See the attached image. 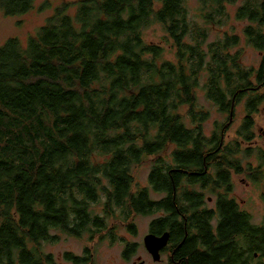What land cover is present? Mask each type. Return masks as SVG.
<instances>
[{
  "label": "trees",
  "instance_id": "trees-1",
  "mask_svg": "<svg viewBox=\"0 0 264 264\" xmlns=\"http://www.w3.org/2000/svg\"><path fill=\"white\" fill-rule=\"evenodd\" d=\"M189 2L79 0L58 7L26 45L11 38L0 46V264H53L44 245L54 232L106 240L108 224L160 212L173 239L188 235L176 263L264 264V226L229 198L235 174L264 185V152L225 145L243 101L237 136L255 139L264 59L258 69L244 66L241 49L232 53L238 35L208 44L210 30L191 19ZM34 3L0 0V9L18 17ZM237 3L199 0L197 12L220 27ZM236 19L250 22L245 41L264 52V0H245ZM157 25L164 42H147ZM168 46L175 61L165 58ZM203 80L208 100L230 114L211 138L209 113L199 108ZM242 151L258 164H245ZM148 159L160 201L150 189L134 190L133 168Z\"/></svg>",
  "mask_w": 264,
  "mask_h": 264
},
{
  "label": "rangeland",
  "instance_id": "rangeland-1",
  "mask_svg": "<svg viewBox=\"0 0 264 264\" xmlns=\"http://www.w3.org/2000/svg\"><path fill=\"white\" fill-rule=\"evenodd\" d=\"M76 1L79 0H35L33 9L27 14L18 17H7L0 9V46L11 38H17L26 45L29 38L36 34L41 27L46 25L47 20L55 14L58 7L73 4V2ZM244 1L245 0H238V3L230 8L232 15L231 20H229L226 25L220 27L208 26L201 19L200 14L197 12L199 0H190L188 6L191 19L196 21L195 24L210 30L208 44L225 39L227 35H238L242 37V43L238 48H235L232 53H238L241 49L240 55L242 64L247 68L258 69L263 62L264 52L248 45L245 41L244 31L250 26V22L246 20L238 21L236 19L237 10L244 5ZM75 12L76 9L71 7L68 14H75ZM144 36L149 43L162 44L165 39V33L162 27L158 25L147 30ZM170 49V46H168L165 58L175 61L174 53L169 52ZM204 85L205 80H203L198 91L199 108H203L204 111L209 113V118L204 122V129L206 135L211 138L213 137V133L218 130L219 126L224 123H229L230 114L222 113L213 102L208 100ZM247 99L248 98L245 100ZM183 112L184 114L187 113V109ZM246 116L247 114L243 104L235 107L234 118L230 125L231 127L227 129L228 131L225 135V145H234L236 147L237 144H243L244 150L247 147H254L255 150L253 155L255 157L264 152V103L261 104L259 113L252 116L254 121L253 132L256 134L255 139H253V142L244 143L241 137L238 138L237 132ZM186 124L188 128H190L188 120H186ZM173 152L174 148L165 153V156L170 159ZM244 156L245 153L242 151V159ZM254 157L252 159L248 158V160L244 158L243 162L247 164L249 161L257 165L258 163ZM154 166V161L148 159L143 164L133 168V176L136 182L134 190L136 191L138 188L150 189L151 198L154 201H160L165 198V194H154L149 181ZM232 183L233 190L230 192V196L242 204V210L252 216L254 224L264 226V185H256L244 175L236 174L233 175ZM208 197H213L216 201L215 196L212 195ZM209 207L213 209V207H215L214 203L209 204ZM97 213H101V208L97 210ZM158 214H163V212ZM153 218L155 217H142L136 220L138 232L135 235H130L128 228L121 224H108L105 233L108 234L110 238L106 240L101 238L98 240V237L95 238L98 242L95 243L94 248L91 244L92 239L90 237L77 238L65 232H54L53 235L55 238L53 242L44 245V252L51 257L53 264H71L68 260V254L84 257L88 253L87 250L94 254L96 264H126V262L122 260V253L126 245L132 243L136 245L134 250L135 261H145L146 264H155L144 247V240L149 230V224ZM111 241L116 244H110ZM86 256H91V253H88Z\"/></svg>",
  "mask_w": 264,
  "mask_h": 264
},
{
  "label": "flooded vegetation",
  "instance_id": "flooded-vegetation-1",
  "mask_svg": "<svg viewBox=\"0 0 264 264\" xmlns=\"http://www.w3.org/2000/svg\"><path fill=\"white\" fill-rule=\"evenodd\" d=\"M242 104H244V101L242 102ZM232 116V115H231ZM257 163L259 162V160L257 158H254ZM231 200H234L235 203L237 205H239L240 210H242V204L237 202L236 199L232 198L231 196L229 197ZM214 203V205L216 206V201L213 197H208L207 198V206L209 207V204ZM209 209H211L209 207ZM243 211V210H242ZM142 217H155L152 219L151 223L149 224V230L147 232V235H155L157 237H162L163 235H165L166 233L170 234V240L168 245L163 248L162 250H160V260L156 261L154 259V257L148 252L146 246H145V240H144V247L148 253V255L150 256V258L155 262V264H178L175 262V258H176V253L179 252L180 250L183 249L184 244L186 243V240L188 238V235L185 236V239H179V238H175L173 239V233L171 232V229L169 228L170 222L168 220V214L167 213H163V214H153L150 216H144V215H133L132 219H128V221L125 222H120L121 225L125 226L128 228L129 232H130V228H132V226L134 227V229L136 230V233L138 232L137 230V226H136V220H138L139 218ZM161 218H164L166 220H168L167 225L164 227L165 223L163 222L162 225H160V229L158 230L159 227L154 228L153 223L157 220H160ZM216 218L212 221V225L215 228L217 226V222H216ZM174 226V225H173ZM164 227V228H163ZM172 227V226H171ZM135 234H130V235H135ZM71 236L77 237V238H85V237H89L87 235H79V234H69ZM92 239V238H91ZM100 239V237H98V240ZM98 240L96 239H92L91 244L93 245V248L95 246V243L98 242ZM90 244V245H91ZM110 244H116L115 242H111ZM136 245L132 244V243H128L126 245V248L124 250V252L122 253V260L126 262V264H146L145 261H135L134 260V250H135ZM88 253H91V256H84V257H80V256H73L71 254H68V260L70 261L71 264H96L95 263V256L91 251H88ZM167 258V259H166ZM180 264V263H179Z\"/></svg>",
  "mask_w": 264,
  "mask_h": 264
},
{
  "label": "water",
  "instance_id": "water-1",
  "mask_svg": "<svg viewBox=\"0 0 264 264\" xmlns=\"http://www.w3.org/2000/svg\"><path fill=\"white\" fill-rule=\"evenodd\" d=\"M170 240V234L166 233L162 237L155 235H148L145 238V246L148 252L154 257L156 261L160 260V250L165 248Z\"/></svg>",
  "mask_w": 264,
  "mask_h": 264
}]
</instances>
